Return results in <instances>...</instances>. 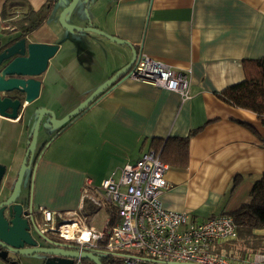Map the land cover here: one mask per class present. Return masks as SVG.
I'll return each mask as SVG.
<instances>
[{
	"label": "crops",
	"instance_id": "0c3cea01",
	"mask_svg": "<svg viewBox=\"0 0 264 264\" xmlns=\"http://www.w3.org/2000/svg\"><path fill=\"white\" fill-rule=\"evenodd\" d=\"M6 1L0 0L2 42L19 34L3 18ZM47 1L26 0L34 10ZM52 3L51 11L59 2ZM89 3L93 8L94 0ZM64 6L60 2L59 12ZM91 22L141 53L189 70L190 96L183 99L176 91L130 77L121 80L61 132L67 140L63 146L43 154L31 192L29 188L34 210H79L85 185L91 192L109 176L118 177L126 163L150 149L151 138L190 134L187 166H169L165 173L170 187L161 195L163 206L202 220L231 214L249 201L253 183L264 172V125L255 112L226 103L218 93L245 78V59L264 56V0H113L104 10H94ZM80 33L63 32L46 19L29 35L31 41L50 44L62 40L38 77L42 85L37 101L50 93V75L61 74L65 61L79 50L90 51L97 66L81 100L133 56L129 45L94 32L82 38ZM36 100L26 103L17 119L0 115V164L8 169L26 153L32 130L25 117ZM236 176L242 179L234 187ZM0 264L6 262L0 258Z\"/></svg>",
	"mask_w": 264,
	"mask_h": 264
},
{
	"label": "built area",
	"instance_id": "2783aa9c",
	"mask_svg": "<svg viewBox=\"0 0 264 264\" xmlns=\"http://www.w3.org/2000/svg\"><path fill=\"white\" fill-rule=\"evenodd\" d=\"M129 77L190 96V71L176 69L168 63L141 53L129 70ZM161 150L147 149L138 160L126 163L118 177L109 176L91 192L86 184L84 200L105 209H115V219L108 215L102 228L79 210L55 211L40 206L36 211L42 233L52 232L84 250L117 256L121 264H264V252L243 259H232L217 247L234 240L239 225L231 214L195 219L189 211H174L163 206L161 195L170 184L165 177L169 165ZM68 218V219H63ZM73 264H94L81 256ZM106 264H117L115 259Z\"/></svg>",
	"mask_w": 264,
	"mask_h": 264
},
{
	"label": "water",
	"instance_id": "95a60500",
	"mask_svg": "<svg viewBox=\"0 0 264 264\" xmlns=\"http://www.w3.org/2000/svg\"><path fill=\"white\" fill-rule=\"evenodd\" d=\"M79 1L58 0L59 3L65 4L59 15L62 27L71 34L82 31L94 32L106 36L118 44L129 45L132 48L133 56L126 65L100 84L82 103L64 117L57 118L54 111L47 108L39 109L38 119L32 129L29 145L12 193L0 199V258L11 264H22L21 262H16V257L23 260L24 256H36V264H73V257L78 256L88 259L94 264H103L94 251L84 250L79 253L77 250L78 246L73 248L71 244H60L50 239L49 235L42 233L39 229V224L35 220L37 212L33 208L32 194L24 203L16 201L17 192L28 164L35 162L34 166L36 169L48 145L117 83L128 78L129 70L141 55V52L132 47L129 41L94 26L91 20L87 25L70 22V13ZM83 1L89 4V0ZM17 37L6 42H2L0 39V115L11 119H17L21 111L26 107L25 104L35 101L40 96L42 80L38 77L46 71L49 59L56 54L62 43V40L56 44L31 41L28 35ZM47 114L50 115V123L55 128H60V130L36 156L39 128ZM7 170L9 169L6 165L0 164V186ZM43 243H48L49 245H44ZM45 254L53 257L44 259L42 257ZM40 255L43 256L40 257ZM149 262L152 261L150 260ZM172 264L197 263L173 262Z\"/></svg>",
	"mask_w": 264,
	"mask_h": 264
},
{
	"label": "trees",
	"instance_id": "16d2710c",
	"mask_svg": "<svg viewBox=\"0 0 264 264\" xmlns=\"http://www.w3.org/2000/svg\"><path fill=\"white\" fill-rule=\"evenodd\" d=\"M52 6V0H48L40 9L34 10L28 6L26 0H7L2 15L8 21L10 27L13 28V31L21 32L23 36L33 32L46 21ZM18 12L21 14L17 15ZM132 47L136 48L133 44ZM243 68L245 78L226 87L218 93V97L232 106L255 112L264 125V56L245 59ZM190 137L191 134L187 136H169L167 138L153 137L151 138L150 148L157 151L161 150L160 157L169 166L185 168L189 162ZM241 179V176H236L234 187L238 186ZM101 209L87 198L84 200L81 213L90 218ZM105 212L112 220L115 219L116 213L113 207H106ZM231 215L239 225L237 239H242L244 245L248 248L252 243V239L257 238L254 231L264 229V172L253 183L249 201L233 211ZM235 241H226L220 244L217 250L232 255L237 250ZM251 252L255 253L256 251L253 249ZM97 255L103 264H106L111 258V256L102 253H97Z\"/></svg>",
	"mask_w": 264,
	"mask_h": 264
},
{
	"label": "rangeland",
	"instance_id": "374dc122",
	"mask_svg": "<svg viewBox=\"0 0 264 264\" xmlns=\"http://www.w3.org/2000/svg\"><path fill=\"white\" fill-rule=\"evenodd\" d=\"M94 2H95L94 6L93 8H91L90 3L87 4V2L80 0L75 6L74 10L70 13L69 21L71 22L76 20L79 21L81 24L85 23V21L86 22L90 21L91 13H93L94 10L96 9L98 10L100 9L101 11L104 10L110 4L113 3V0H94ZM59 7H60V3L57 6L53 7L51 13L47 18V21L50 24L53 23L55 25H59L63 30V32H66V30L62 27L59 21V15L61 12V11L59 12ZM19 14L21 13L18 12L17 15ZM7 24L9 25L8 22ZM80 34L83 38L86 32L82 31ZM30 38H32V36H30ZM79 52L80 50L78 51V53H75L71 59H67L65 61L66 64L61 74L50 75L49 81L52 85L49 91L50 93L45 95L42 100H38V101L36 100V103L28 108L25 117V122L27 123L29 122L28 124L31 125L30 126L31 130L34 128L35 123L38 119V112L40 108H47L49 110H52L54 111L57 118H62L88 97L87 96L86 98H84V100H81L82 97H85L86 93H88L89 91V87L92 83L91 78H93L94 73L97 71V66L93 63V58L91 56L92 53L90 51H84V52L82 51L80 53ZM53 81L54 83H56V85H54ZM38 106L39 108L37 109ZM56 133H57V128H55L50 123L49 117L45 116L39 128L36 151L40 148V146L44 142L49 141ZM62 133H60L48 145L45 153H48L58 145L63 146L66 143L67 140L65 141V139H63L65 137L62 136ZM23 158L24 157L21 158L22 160L19 163L18 162L15 163L16 165L13 170L11 169L7 170V173L4 176L0 186V199L10 195L18 178V174L21 168ZM34 171L36 172L35 166L32 163L28 164L17 192V199H20L22 202L28 200L30 187H31L30 192L32 191V185L34 183V176H35ZM107 217L108 215L105 212V210L101 209L99 212L93 215V218L91 219L90 223L95 225L97 228H102ZM63 219H68V218H63ZM47 235L57 236V234L52 232H48ZM255 235L257 238L252 239V243L248 248L244 245L242 239L240 238L234 239L236 240L235 244L237 246V250L235 252L236 253L237 252L241 253L242 251L243 252L241 253V255L239 254L237 255L236 253H232V255L228 253L227 255H229L232 259H243L251 256L254 252V251L251 252V250L253 249H255L256 252L264 251V230L259 231L258 234L255 233ZM225 242L226 241H223L222 243ZM42 256L43 255H40V257ZM35 257L36 256L34 257L24 256L23 261L35 263L37 261ZM112 259H115L117 264H121L119 257L112 256L110 260ZM5 262L7 264V261ZM142 264H151V263L148 261H144L142 262Z\"/></svg>",
	"mask_w": 264,
	"mask_h": 264
},
{
	"label": "flooded vegetation",
	"instance_id": "af4514ba",
	"mask_svg": "<svg viewBox=\"0 0 264 264\" xmlns=\"http://www.w3.org/2000/svg\"><path fill=\"white\" fill-rule=\"evenodd\" d=\"M31 33H28V34H25V35H30ZM18 35H21L22 36V33L20 32ZM24 36V35H23ZM39 108V106L37 107V109ZM46 116H48L49 117V119H50V115L49 114H47ZM58 130H60V128H57V131ZM48 141H46V142H44L41 146H40V148L37 150V151H35V155L37 156L41 151H42V149L44 148V146L46 145V143H47ZM33 165H35V162L34 163H32ZM13 190V189H12ZM11 193H12V191H11ZM10 193V194H11ZM35 220H36V222H37V224H40V221H41V219H40V217H39V215L38 214H36L35 215ZM49 237H50V239H52L53 241H55V242H58V243H60V244H71L72 245V247L73 248H76L77 247V245L76 244H74L73 242H70V241H66V240H64V239H62V238H60L59 236H52V235H49ZM44 245H49L48 243H43ZM72 248V249H73ZM67 249H71V248H67ZM53 256L52 255H47V254H45L42 258H44V259H50V258H52ZM17 259H16V262H21L22 264H25V263H23V260L20 258L19 259V257H16ZM36 264V263H35Z\"/></svg>",
	"mask_w": 264,
	"mask_h": 264
}]
</instances>
